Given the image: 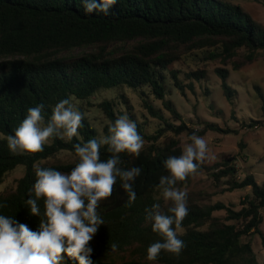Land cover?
<instances>
[{"label": "trees", "instance_id": "obj_1", "mask_svg": "<svg viewBox=\"0 0 264 264\" xmlns=\"http://www.w3.org/2000/svg\"><path fill=\"white\" fill-rule=\"evenodd\" d=\"M141 39L143 42L128 51L121 48V53L118 49L107 52L110 45H126ZM215 45H220L221 50L215 56L225 61L244 50L246 54L241 55L240 64L253 62L264 51V27L240 5L226 0H117L107 16L96 11L86 14L82 0H0V186L9 173L18 167L25 168L15 191L0 194V204L7 205L0 207V215L12 216L31 230H38L40 217L31 215L26 204L28 199L35 198L34 192L30 193L36 180L34 167L70 173L78 162L73 145L99 138L98 130L81 109L84 119L78 129L79 137L68 141L54 136L42 152L13 154L5 137L14 135L28 108L42 104L47 122L52 108L61 100L85 102L103 90L126 87L140 93L144 108L160 123L156 130L147 132V124L127 114L136 122L145 141L139 157L120 154L121 168L142 169L131 182L137 198L127 206L128 194L118 178L112 196L100 202L97 211L105 224L90 241L93 264H260L247 238L259 235L264 245L261 230L264 182L259 183L250 173L239 178L236 156H225L213 165L204 162L198 173H210L215 182L226 179L229 192L245 189L250 192L238 205L223 202L201 205L188 199V215L182 221L183 233L179 235L186 245L181 255L176 257L162 251L157 261L146 259L147 247L162 238L146 222L145 209L159 203L167 212L168 205L157 185L161 176L168 175L164 161L182 152L179 137L183 133L205 136L208 132H234L211 122L192 129L173 102L166 99L167 74L184 95L186 87L194 91V86H185L179 80V72L173 68L182 57L180 50L187 53ZM85 47H95L97 51L71 54ZM216 71L230 101L234 92L228 84L229 70ZM187 75L198 81L204 78L202 72ZM151 95L162 103L163 109L155 107ZM261 98L264 113V96ZM99 107L108 119L104 128L107 135L109 125L126 113L107 100ZM259 125L264 122L254 121L247 127L257 129ZM240 148L239 155L244 157L245 145L240 144ZM61 152L71 153L75 160L52 161ZM110 155L107 146H102L101 159ZM194 176L177 186L188 187ZM37 203L43 213V198ZM219 212H225L226 216H216ZM112 243L118 244L115 252L110 251ZM128 248H135L138 259L121 263L113 259L115 253ZM65 264L78 261L66 257Z\"/></svg>", "mask_w": 264, "mask_h": 264}, {"label": "clouds", "instance_id": "obj_2", "mask_svg": "<svg viewBox=\"0 0 264 264\" xmlns=\"http://www.w3.org/2000/svg\"><path fill=\"white\" fill-rule=\"evenodd\" d=\"M82 3L86 14L96 11L107 16L117 0H82ZM43 107L41 104L28 108L14 135L5 137L10 152L35 154L42 152L54 136L68 141L79 137L84 116L71 99L58 102L47 122ZM144 144L136 122L124 114L109 125L107 135L73 145L78 162L70 173L35 166L36 180L30 190L35 198L28 199L26 204L31 215L40 217L39 228L33 231L12 216L0 215V264H65L66 257L78 264H93L90 241L105 224L97 211L100 202L112 196L118 178L128 194L127 206L137 198L131 182L142 169L121 168L120 154L139 157ZM102 146H107L111 154L106 160L100 157ZM212 159L215 157L207 139L193 133L183 143L179 156L164 161L168 175L160 177L157 188L168 207L165 212L155 203L145 209L146 222L162 238L147 247L148 261H157L162 251L176 257L181 255L186 245L179 235L183 233L182 221L188 215V193L177 185L196 175L200 165ZM41 198L43 213L37 203ZM117 249V243L110 245V251Z\"/></svg>", "mask_w": 264, "mask_h": 264}, {"label": "rangeland", "instance_id": "obj_3", "mask_svg": "<svg viewBox=\"0 0 264 264\" xmlns=\"http://www.w3.org/2000/svg\"><path fill=\"white\" fill-rule=\"evenodd\" d=\"M240 5L243 10L258 24L264 27V0H226ZM143 40H136L129 44L110 45L107 52L132 49L136 44ZM97 51L95 47H85L72 52V55L93 53ZM220 50V45L207 46L185 53L181 49L182 57L177 61L173 68L177 70L179 80L185 86H194V91L185 88L184 92L174 86V81L168 76V94L166 99L171 100L182 115L183 120L192 129L203 127L204 122L216 123L222 129H231L234 132L224 134L220 132H208L204 137L208 141L210 153L215 159L206 161L207 165L219 162L225 156H236V166L239 170V178H244L246 173L254 174L259 183L264 182V125H259L257 129L247 127V124L259 121L264 122L262 111L264 96V51L260 52L258 58L250 63L241 65V55L246 54L244 50L240 55L226 61L215 56ZM118 52V51H117ZM1 61V59H0ZM240 64L236 70V65ZM218 68L229 70L228 84L234 92L233 98L229 101L222 88V80L217 73ZM192 72H202L204 78L200 81L195 77L189 78L187 74ZM208 90V91H206ZM150 101L156 108L163 109L162 103L150 96ZM115 102L117 107L126 114H130L139 123L147 124V132H153L160 123L153 119L144 108L143 101L139 92L129 88L103 90L90 98L89 101H73L78 110H83L90 119L93 126L98 130L99 137L105 135L104 128L108 119L99 105L103 101ZM167 118H171L166 111ZM147 122V123H146ZM247 123V124H245ZM178 124V123H177ZM187 133H183L180 138L181 146L187 141ZM240 144L245 145L244 157L239 155ZM75 157L68 152H61L52 161L72 162ZM25 174L24 167H18L9 173L4 183L0 186V194L8 195L15 191L17 182ZM226 179L215 182L212 175L206 171L196 174L191 184L185 189L188 199H192L201 205H210L217 202L225 204H236L250 192V189L227 191ZM263 223L261 230L264 233V209L262 210ZM216 216L225 217V212L216 213ZM247 240L251 241L257 260L264 264V245L259 235H254ZM118 262L138 259L135 248H128L125 251L115 253L113 256Z\"/></svg>", "mask_w": 264, "mask_h": 264}]
</instances>
